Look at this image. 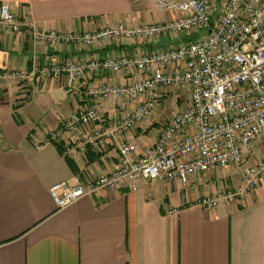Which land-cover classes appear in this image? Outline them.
<instances>
[{"label":"crops","instance_id":"0c3cea01","mask_svg":"<svg viewBox=\"0 0 264 264\" xmlns=\"http://www.w3.org/2000/svg\"><path fill=\"white\" fill-rule=\"evenodd\" d=\"M5 3L20 17L31 16L40 30L91 31L179 16L159 9L154 0H0V7ZM186 41V35L171 33L157 42L125 38L95 52L117 58ZM88 56L74 44L54 49L35 42L31 27L19 34L0 27V264H264V179L235 205L206 209L197 204L206 195L244 186V175L235 166L215 168L188 185L141 180L136 189L100 190L65 207L57 205L54 185L86 184L115 170L121 153L119 141L89 145L84 153L82 133L63 131L46 142L49 133L94 104L86 94L89 84H131L144 76L126 68L99 70L71 85L66 73L59 79L35 74L38 67ZM14 71L26 78L8 74ZM189 97L187 89H168L152 117L121 140L136 143L142 155L160 127L187 107ZM169 100L176 103L169 106ZM97 105L103 115L97 126L106 130L136 102ZM263 154L264 139L248 155L256 162Z\"/></svg>","mask_w":264,"mask_h":264},{"label":"built area","instance_id":"2783aa9c","mask_svg":"<svg viewBox=\"0 0 264 264\" xmlns=\"http://www.w3.org/2000/svg\"><path fill=\"white\" fill-rule=\"evenodd\" d=\"M154 1L159 9L179 16L161 23H119L91 31L40 30L31 16L20 17L7 3L0 7V27L5 31L19 34L31 27L35 42L54 49L74 44L89 53L81 62L38 67L35 74L43 79H59L66 73L69 83L77 85L99 70L118 73L126 68L144 73L131 84H89L86 94L94 104L63 119L62 127L49 133L46 142L58 139L63 131L82 133L80 150L84 153L89 145L103 147L119 141L121 153L115 170L86 184L54 185L51 193L59 207L100 190L125 185L136 189L141 180L188 185L215 168H240L244 186L206 195L197 203L215 209L220 204H237L264 179V154L256 162L248 155L264 139V0ZM169 33L186 35L187 41L117 58H100L95 52L98 46L119 39L157 42ZM8 74L26 78L23 72ZM168 89H187L189 103L174 113L160 127L156 141L137 155V144L121 139L152 117ZM112 100L134 101L136 106L102 130L97 126L103 119L97 103Z\"/></svg>","mask_w":264,"mask_h":264},{"label":"rangeland","instance_id":"374dc122","mask_svg":"<svg viewBox=\"0 0 264 264\" xmlns=\"http://www.w3.org/2000/svg\"><path fill=\"white\" fill-rule=\"evenodd\" d=\"M179 93H180L181 96L184 95V92L183 91H180ZM182 100H183V98H182ZM166 103H167V105L171 106L172 103H176V102L175 101H172V100H169ZM217 171L220 172L221 169L220 168H217ZM209 173H211V171H209Z\"/></svg>","mask_w":264,"mask_h":264}]
</instances>
